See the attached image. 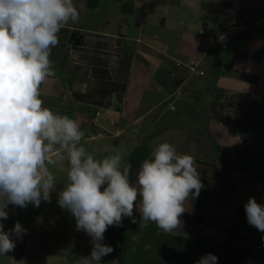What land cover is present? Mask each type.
<instances>
[{
  "label": "crops",
  "instance_id": "crops-1",
  "mask_svg": "<svg viewBox=\"0 0 264 264\" xmlns=\"http://www.w3.org/2000/svg\"><path fill=\"white\" fill-rule=\"evenodd\" d=\"M73 2L80 19L61 30L52 49L55 76L41 85L44 106L76 119L84 142L126 143L128 158L136 149L152 150L164 141L178 153L191 154L204 187L186 202L183 215L213 221L209 214L221 212L217 199L236 208H244L249 197L261 203L264 0H137L142 8L127 14L121 7L129 0ZM214 88L258 97L240 129L218 123L207 110ZM95 113L99 117L92 127ZM234 156L240 157V168L223 170ZM245 219L237 216L236 222ZM190 225L193 237L169 233L185 242L183 264H196L207 253L222 264V246L217 251L206 231L198 229L201 224ZM219 227L235 231L228 236L218 230L226 236L222 245L240 248L227 239L240 240L242 225L229 221Z\"/></svg>",
  "mask_w": 264,
  "mask_h": 264
},
{
  "label": "clouds",
  "instance_id": "clouds-1",
  "mask_svg": "<svg viewBox=\"0 0 264 264\" xmlns=\"http://www.w3.org/2000/svg\"><path fill=\"white\" fill-rule=\"evenodd\" d=\"M79 19L73 0H0V221L8 219V205L50 203L58 184L52 169L63 171L66 162L57 203L91 238V253L80 264H101L114 251L104 243L110 226L126 217L136 223L135 208L141 228L155 222L164 232L181 230L186 202L204 185L195 158L167 141L141 162L133 185L121 153L95 158L81 144L80 123L44 106L41 85L55 76L52 49L61 30ZM244 210L247 222L264 232V204L249 197ZM26 232L18 221L9 231L0 222V256L13 252ZM217 261L207 253L196 264Z\"/></svg>",
  "mask_w": 264,
  "mask_h": 264
},
{
  "label": "rangeland",
  "instance_id": "rangeland-1",
  "mask_svg": "<svg viewBox=\"0 0 264 264\" xmlns=\"http://www.w3.org/2000/svg\"><path fill=\"white\" fill-rule=\"evenodd\" d=\"M90 13H93V10ZM222 97L228 98V96ZM86 136H92V134L87 132ZM81 144L97 159L113 155L118 151L121 153L123 161L128 164L127 151L129 148L122 141H118V147L114 145L113 140L107 141L106 144L82 140ZM139 167L140 165L132 171L130 181L133 185L136 184ZM52 171L56 175L58 184L56 191L52 193L50 203L42 202L38 208L29 204L24 209L8 205L6 209L8 219L0 221L4 225V230H11L18 221L27 232L22 239H16V247L13 252H9L7 256H0V264H19V262H23V264H80L81 257L90 255L93 246L91 238L85 232L76 229L75 218L68 211L61 209L57 203V193L63 189L67 182V163L65 162L63 171L59 168H53ZM216 205L221 207V212L209 214L213 218L210 220L213 221L187 214L182 218L190 221L193 225L201 224L202 227L198 229L202 232L206 231L205 233L210 238V246L217 251L220 250L219 246L223 247L221 242L226 239V236L218 230H213L212 226H223L224 222L226 224L229 221L237 226L241 224L242 227L238 229L241 234L240 238L250 239L254 248V233L260 231L251 226L246 219L236 222V210L239 208H236L234 203L229 204L227 199H217ZM134 216L136 223H132L131 218L126 217L121 226H110L107 229L104 234V243L112 246L114 251L102 257L101 264H183L182 261L186 259L183 256L186 254V249H183L185 242L180 241L179 238H172L173 236L170 235L173 234L163 232L155 222H149L147 227L141 228L139 226L140 214L135 208ZM197 219H201V222H198ZM227 241L232 246L236 243V246L241 247L239 238H228ZM187 245L192 248L191 244ZM257 260L258 254L250 252L242 260L228 264H258ZM261 263L264 264L263 258Z\"/></svg>",
  "mask_w": 264,
  "mask_h": 264
},
{
  "label": "trees",
  "instance_id": "trees-1",
  "mask_svg": "<svg viewBox=\"0 0 264 264\" xmlns=\"http://www.w3.org/2000/svg\"><path fill=\"white\" fill-rule=\"evenodd\" d=\"M137 0H129L126 4H124L121 8H128V11H123L125 14L128 12H132L133 9L142 8V4H136ZM72 36V34L70 35ZM208 90V87L204 89ZM210 95L213 99V103L211 106L207 107V110L211 113L213 119L218 123L223 125L231 126L234 129L238 130L242 126L243 122L249 116L251 111L258 103V97L248 94H236V95H227L223 91L219 89H211ZM222 96H228L227 99H224ZM224 99V100H223ZM222 101V102H221ZM149 154V149L147 148H139L133 151L128 158V163L130 168V178L132 177V171L141 164V162L147 158ZM241 161L240 157L234 156L227 161H225L222 165L223 170H238L240 168ZM258 183L260 185V201L261 204H264V177L258 179ZM238 218H245L246 213L244 208L237 209ZM198 222H201V219H197ZM212 228L221 230L228 236H234L235 231H228L226 229H222L221 227L214 225ZM240 242L243 245L240 248L237 247H228L223 246L221 248V254L223 263H234L245 258L250 252H255L258 254V264H262V252H257L252 247V241L248 238H240Z\"/></svg>",
  "mask_w": 264,
  "mask_h": 264
},
{
  "label": "built area",
  "instance_id": "built-area-1",
  "mask_svg": "<svg viewBox=\"0 0 264 264\" xmlns=\"http://www.w3.org/2000/svg\"><path fill=\"white\" fill-rule=\"evenodd\" d=\"M190 71H194V65L189 66L188 68ZM199 75H202V73H199ZM99 117V113H95L93 121L91 122V126L95 127L97 125V119ZM254 250L257 252H262L264 248V233L263 232H255L254 233Z\"/></svg>",
  "mask_w": 264,
  "mask_h": 264
},
{
  "label": "water",
  "instance_id": "water-1",
  "mask_svg": "<svg viewBox=\"0 0 264 264\" xmlns=\"http://www.w3.org/2000/svg\"><path fill=\"white\" fill-rule=\"evenodd\" d=\"M182 220H183L182 229L181 230H177L175 232L184 234V235H186L188 237H193L194 233H193V230L191 228L190 223L188 221L184 220V219H182Z\"/></svg>",
  "mask_w": 264,
  "mask_h": 264
}]
</instances>
